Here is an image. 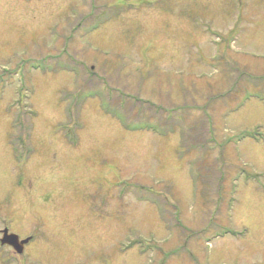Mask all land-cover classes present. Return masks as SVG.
Wrapping results in <instances>:
<instances>
[{
	"label": "rangeland",
	"instance_id": "374dc122",
	"mask_svg": "<svg viewBox=\"0 0 264 264\" xmlns=\"http://www.w3.org/2000/svg\"><path fill=\"white\" fill-rule=\"evenodd\" d=\"M87 3L0 0V264H264V0Z\"/></svg>",
	"mask_w": 264,
	"mask_h": 264
},
{
	"label": "water",
	"instance_id": "95a60500",
	"mask_svg": "<svg viewBox=\"0 0 264 264\" xmlns=\"http://www.w3.org/2000/svg\"><path fill=\"white\" fill-rule=\"evenodd\" d=\"M20 242L26 243L28 242V239L20 241L18 235L13 233L7 234V231H5V235L2 238L3 244H10L15 248V250H17L18 252H22L21 249H19V244H22Z\"/></svg>",
	"mask_w": 264,
	"mask_h": 264
},
{
	"label": "flooded vegetation",
	"instance_id": "af4514ba",
	"mask_svg": "<svg viewBox=\"0 0 264 264\" xmlns=\"http://www.w3.org/2000/svg\"><path fill=\"white\" fill-rule=\"evenodd\" d=\"M82 1H83L84 3L86 2L85 6L88 4V3H87V0H86V1L82 0ZM4 229H8L9 232L17 233V234L20 236V238H21L22 240L25 239V238H27V237H23L21 232L18 233L17 231H14L13 228L10 229V226H6V227H4ZM28 237H31V240L25 245V247H24L23 245H20V247H21L22 249H24V252H25V251H28L27 249H28L30 246H32L33 243H34V241H33V236L30 235V236H28ZM3 247H6V248H10V249H12V248L9 247V246H3ZM24 252H23V254H24Z\"/></svg>",
	"mask_w": 264,
	"mask_h": 264
},
{
	"label": "trees",
	"instance_id": "16d2710c",
	"mask_svg": "<svg viewBox=\"0 0 264 264\" xmlns=\"http://www.w3.org/2000/svg\"><path fill=\"white\" fill-rule=\"evenodd\" d=\"M160 203H161V201H160ZM160 205H163V204H158L159 208H160ZM161 209H162V208H161Z\"/></svg>",
	"mask_w": 264,
	"mask_h": 264
},
{
	"label": "bare ground",
	"instance_id": "6f19581e",
	"mask_svg": "<svg viewBox=\"0 0 264 264\" xmlns=\"http://www.w3.org/2000/svg\"><path fill=\"white\" fill-rule=\"evenodd\" d=\"M35 242H36V240H35ZM35 242H34V243H35Z\"/></svg>",
	"mask_w": 264,
	"mask_h": 264
}]
</instances>
